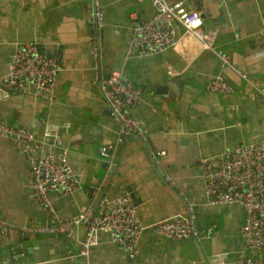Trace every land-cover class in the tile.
I'll list each match as a JSON object with an SVG mask.
<instances>
[{
	"label": "crops",
	"instance_id": "0c3cea01",
	"mask_svg": "<svg viewBox=\"0 0 264 264\" xmlns=\"http://www.w3.org/2000/svg\"><path fill=\"white\" fill-rule=\"evenodd\" d=\"M100 2L101 73L118 70L122 79L140 87V101L129 112L145 124V140L114 139L113 123L90 69L89 0H0V75L7 70L10 53L24 41L54 53L59 66L49 94L10 92L0 98V118L35 135L44 126L55 128L57 138H47L41 150L64 148L80 182L70 197L48 192L53 208L49 212L36 203L28 187L30 163L38 151L0 136V218L15 225H49L56 216L70 217L93 206L100 195L129 191L144 227L134 257L128 260L106 233L97 232L87 264H206L220 251L228 252L225 264H236L242 210L236 204H206L199 160L207 157L217 163L225 150L264 138V99L257 92L264 91V0L199 1L203 28L215 32L213 49L224 50L254 86L192 41L130 55V14L148 17V0ZM168 66L173 75L167 74ZM216 74L229 81L232 93L204 90V82ZM170 77L180 82L174 98L155 94L154 88ZM100 147H106L103 155ZM161 150L163 155L149 157L150 151ZM182 197L194 202L199 229L211 230L198 244L169 240L148 229L182 211ZM82 235V227L71 238L0 233V264H83L77 255Z\"/></svg>",
	"mask_w": 264,
	"mask_h": 264
},
{
	"label": "built area",
	"instance_id": "2783aa9c",
	"mask_svg": "<svg viewBox=\"0 0 264 264\" xmlns=\"http://www.w3.org/2000/svg\"><path fill=\"white\" fill-rule=\"evenodd\" d=\"M194 1L200 0H148L151 6L148 17L141 18L132 12L128 53L133 56L152 54L173 48L178 43L192 41L198 49L213 52L220 66L230 68L248 86H254L245 70H239L230 63L224 50L213 49L215 32L203 28L202 10L189 7ZM89 4L90 69L113 123L114 139L120 143L127 136H132L144 141L145 124L129 112L139 103L141 89L122 79L118 70H111L107 76L102 75V7L100 0H89ZM58 71L55 55L46 56L35 42L24 41L10 53L7 70L0 75V98L10 92H30L34 96L49 94L54 88ZM167 74H174L169 66ZM203 88L209 93L221 95L233 91L232 85L221 74L207 79ZM257 92L264 99V91L258 89ZM56 134L55 128L44 126L40 134L35 135L0 118V136L23 141L38 151L30 163L28 187L36 203L51 213L53 208L47 197L48 192L70 197L80 188L78 176L72 171L64 148L45 153L41 150L43 142L49 137L57 138ZM105 150L106 147H100L98 151L103 155ZM163 154L162 150L150 151L149 157L152 159ZM199 166L206 204H236L242 210L243 219L239 229L242 245L237 252L236 264H264V138L225 150L217 163L202 157ZM164 179L170 182L167 176ZM181 200L182 211L150 224L148 229L169 240L191 239L198 244L200 239L210 235L211 230L201 231L194 219V202L184 197ZM79 227H82L83 235L78 240L77 255L82 258L83 264H87L89 249L96 244L97 232L106 233L110 242L130 260L134 257L144 228L129 191L115 197L100 195L93 206L85 207L70 217L56 216L49 225H15L0 218V233L9 231L23 236L42 234L71 238ZM249 251H253V254L250 255ZM227 256L226 251L213 253L206 264H225Z\"/></svg>",
	"mask_w": 264,
	"mask_h": 264
},
{
	"label": "water",
	"instance_id": "95a60500",
	"mask_svg": "<svg viewBox=\"0 0 264 264\" xmlns=\"http://www.w3.org/2000/svg\"><path fill=\"white\" fill-rule=\"evenodd\" d=\"M189 7H193L194 9H199V1H194L192 2L191 5H189ZM88 19H87V23H88ZM46 56L47 55H54V53H49L47 50L44 53ZM179 80L176 78H168L163 80L160 84H158L155 88H154V93L161 96H169L170 98H174V93H178L177 88L179 87ZM3 253V252H1ZM4 264V263H2Z\"/></svg>",
	"mask_w": 264,
	"mask_h": 264
},
{
	"label": "rangeland",
	"instance_id": "374dc122",
	"mask_svg": "<svg viewBox=\"0 0 264 264\" xmlns=\"http://www.w3.org/2000/svg\"><path fill=\"white\" fill-rule=\"evenodd\" d=\"M249 254H250V255L253 254V251H249Z\"/></svg>",
	"mask_w": 264,
	"mask_h": 264
}]
</instances>
